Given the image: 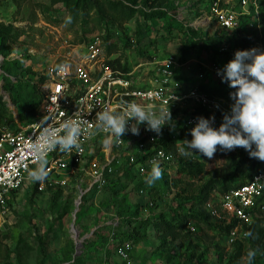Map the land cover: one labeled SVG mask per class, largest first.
Instances as JSON below:
<instances>
[{"label":"rangeland","instance_id":"rangeland-1","mask_svg":"<svg viewBox=\"0 0 264 264\" xmlns=\"http://www.w3.org/2000/svg\"><path fill=\"white\" fill-rule=\"evenodd\" d=\"M210 4L211 0H0V133L19 132L36 119L21 113V96L3 88L4 75L18 81L21 93L29 94L48 67L80 59L86 44L94 37L105 43L102 49L106 57L119 58L131 69L145 63L137 68L143 71L152 67L150 63L170 57L177 59L182 66L176 80L183 90L194 82L199 71H204L202 89L224 100L223 105L230 109L232 89L203 70L199 63L216 61L224 66L233 58L217 51L221 44H216V37L231 35L234 30L221 29L215 17L208 25L199 23L212 14ZM259 4L264 19V0H259ZM221 6H227V2L224 0ZM236 10L242 9L237 5ZM153 12L156 14L152 15ZM168 16H175L186 29L188 25L189 33L175 22L169 30ZM68 17L70 23L65 22ZM240 20L241 27L235 34L245 38L252 45L250 48L264 50V26L259 34L247 15H241ZM109 49H113L111 53ZM137 75L141 76L140 72ZM172 121L177 130L172 129L170 136L182 147L184 139L179 134L182 119L174 115ZM101 148L95 143L85 162L47 175L37 188L36 182L28 177L9 197L8 211L0 223V264H79L77 258L83 254L98 261L85 264H102L106 259L121 264L115 253L106 256L105 248L95 242L98 232L119 240L134 231L137 224L121 223L119 210L137 205L138 210L130 213V217L144 220L177 207L190 209V204H180L176 189L158 194L153 205L149 204L152 196L146 189L137 190L151 169L147 159L137 160V154L141 153L138 146L129 145L124 153V149H116L114 152L120 157L113 162L102 156ZM128 151L135 155L134 161L127 160ZM94 156L97 167L106 164L111 168L108 174L113 175L114 190L124 195L120 204H115L108 189H95L90 165ZM225 158L223 153H216L211 159L201 155L206 173L195 184L223 167ZM161 164L167 173L174 175L171 163ZM72 223L78 230L77 240ZM139 233L142 239L131 246L132 264H226L237 251L235 241L231 242L228 235L204 223L192 224L174 240L164 237L153 225L140 226ZM238 264H246L244 256Z\"/></svg>","mask_w":264,"mask_h":264},{"label":"built area","instance_id":"built-area-1","mask_svg":"<svg viewBox=\"0 0 264 264\" xmlns=\"http://www.w3.org/2000/svg\"><path fill=\"white\" fill-rule=\"evenodd\" d=\"M223 1L212 0L210 4L212 14L206 15L199 23L208 25L215 17L221 29L232 31L241 26V15H247V17L251 15L255 21H251L250 25L255 26L259 34H262L263 23L259 0H225L227 6L222 7ZM237 5L242 9L241 11L236 10ZM102 47L101 39L94 37L86 44L85 54L80 59L64 61L48 67L44 73L47 76V98L41 107L40 115L19 132L0 133V223L8 211L10 194L22 187L28 178V172L37 166L31 147L39 139L41 120L43 122L51 117L45 123L58 127L77 111L85 119L79 151L54 150L47 153V172L48 175H52L60 173L70 164L76 167L85 162L92 155L98 140L101 141V151L108 162L116 161L120 157L114 152L116 149H124V153L129 145H135L139 147L141 153L150 152L147 157L150 164L154 159L159 164L171 163L174 155L165 150L162 145L163 139L166 138L165 128L168 125H165L157 135L145 130V125L141 124L139 135H133L127 131L120 141H114L110 146H105L103 140L107 134L95 131V124L97 114L106 108L122 113L127 103H137L151 104L155 111L165 108L169 97L174 96L175 99L169 103L171 117L179 116L182 119L180 126L183 132L188 134L196 123L197 117H214L213 126L217 127L219 115L230 111L223 105L224 100L212 97L202 89L200 82L205 78L204 71H199L194 82L183 90V85L176 80V73L182 66L177 59L170 57L156 61L154 64L150 63L152 67H147L143 71L137 69L139 66H144L145 63H142L128 72H121L108 63L109 58L104 54ZM229 49L230 46L227 43H222L219 47L222 53ZM232 50L236 51L235 48ZM199 63L203 70L211 73L214 78L221 79L217 75V71L223 67L221 64L216 61H200ZM61 64L69 66L67 73L56 70ZM138 72L141 76L137 75ZM90 132L94 134L90 135ZM231 152L241 154L246 151L236 148ZM96 159L97 157L94 156L90 165L93 167L94 182L101 187L104 183V174H108L111 168L106 164L103 167H97ZM128 159L134 161L135 155L128 151ZM207 207L213 215L225 219L227 223L236 221L228 235L231 242L247 236V226L252 223L253 214L257 210L264 211V170L254 175L248 183L219 194L217 204L209 202ZM130 249L129 242H124L115 250L116 255L121 259V264H132ZM102 264L117 263L106 259Z\"/></svg>","mask_w":264,"mask_h":264},{"label":"trees","instance_id":"trees-1","mask_svg":"<svg viewBox=\"0 0 264 264\" xmlns=\"http://www.w3.org/2000/svg\"><path fill=\"white\" fill-rule=\"evenodd\" d=\"M155 14V12L152 13V15ZM248 18L250 19L249 21H255L251 15H249ZM167 21L169 23L167 26L169 30L175 22L176 24L180 23L181 30L189 33L188 29H190V27L187 25L188 28L186 29V25L179 21L175 16H172V18L168 16ZM261 22L264 26L263 18H261ZM237 30L232 31L231 35L221 34L220 36L216 37L218 39L216 44L220 45L222 43H227L230 46V49L224 53L217 50L219 53L225 55H234L235 51H233L232 48H235L236 50L250 49L252 45H250L245 38L238 37L235 34ZM188 33L186 35L187 39L190 37ZM210 45V47H212V44ZM102 46H105L104 42H102ZM112 50L109 49L108 53H111ZM107 61L114 69H117L121 72H128L131 70V68H129L126 63H122L119 58L108 59ZM3 80V88L5 90L15 92L16 95L21 96L19 99L22 105L21 113H23L25 116L32 115L33 117L37 118L40 115L41 107L47 98V76L44 73L39 75L37 81L34 82L32 92L29 94L21 93L20 84L18 81L14 82L11 77L4 75ZM232 91H234V89H232ZM14 100L15 97L13 98V101ZM14 102H17V100ZM223 115L224 114L219 115L220 119L217 127L222 122ZM172 129L177 130V127L173 128L168 125L165 128L166 138L163 139L162 145L165 150L173 153L174 155L171 161V168L174 171V175L167 173L166 169L160 166L162 169V175L159 181H156L151 186L143 181L138 184L137 190L144 192L146 189L148 194L152 196L151 199H149V204L153 205L157 200L158 194H169L171 189H176V196L180 199V204H190V209L183 210L177 207L172 209L171 212H161L154 217L144 220H136L134 217H130V213H134L138 210L137 205L128 206L126 211L119 210L117 213L120 216L121 223H136L137 227L127 237H122L119 240L107 235H101L98 232L96 234L95 242H99V244L105 248L106 256L109 257L111 252L116 254L115 250L124 242H129V244L133 246L134 243L141 240L142 236L139 233L140 226L146 227L153 225L161 231L164 237H169L171 240L180 237L182 233L192 224L195 225L198 223L208 224L209 226L219 230L220 233L229 235L230 229L235 225L236 221L233 220L232 222L227 223L225 219L213 215L211 210L207 207V204L209 202H214V204H217V196L219 194H222L231 188L248 183L254 177V175L264 170V162L255 158H250L247 152L236 154L232 153L231 151L221 152L218 150L216 153L226 154L225 165L220 169H215L212 175L202 181L200 184H195V181L206 173V164L200 160L201 155L199 156L198 154L193 157L188 155L177 156L181 146L176 144V142L171 138L170 132ZM179 130V134L182 139L191 140V135L184 133L181 126L179 127ZM96 143L101 144V141L98 140ZM149 153L137 154V160L147 159ZM103 154L104 153H102V156ZM127 160L129 161L128 158ZM106 178L108 180L106 181L105 179L101 188L108 189L113 195L115 204H120L124 201V195H121L120 191L114 190L115 182L112 174H106ZM38 184L39 182H36V188L38 187ZM94 187L96 189L99 186L97 183H94ZM14 192L15 191H13L10 196ZM54 199L56 201L57 197ZM234 244L237 246V251L231 254L226 264H238L243 256L246 259V264H248L246 253L249 250H255L257 253L256 257L252 261V264H264V211L257 210L253 214V221L249 226H247V236L241 237V240H235ZM110 245L113 246V248ZM77 259L79 264H85L86 261L98 263V261L96 262L92 256H87L85 254L81 255Z\"/></svg>","mask_w":264,"mask_h":264},{"label":"clouds","instance_id":"clouds-1","mask_svg":"<svg viewBox=\"0 0 264 264\" xmlns=\"http://www.w3.org/2000/svg\"><path fill=\"white\" fill-rule=\"evenodd\" d=\"M65 22L70 23L71 18H66ZM56 70L67 73L69 66L61 64ZM217 75L222 83H227L229 88L234 89L229 94L232 100L230 111L223 115L218 127L213 126L214 117H197L196 123L189 130L191 140H183V146L179 148L180 154H198L211 159L218 150L230 152L242 148L250 158L264 162V50H236L233 58L217 71ZM173 99L174 96L169 97L167 106L155 111L151 104L137 103H127L122 113L106 108L96 116L95 131L107 134L103 140L105 146L120 141L127 131L139 135L141 124L145 125V130L159 135L165 125L175 127L169 110V103ZM49 118L43 122L41 120L39 139L31 147L37 166L28 172V177L34 182H42L48 175V152H71L81 148L85 123L81 113L77 111L58 127L46 124ZM161 175L162 169L154 159L150 172L145 177L146 184L153 185ZM256 254L255 250L246 253L248 264H252Z\"/></svg>","mask_w":264,"mask_h":264},{"label":"water","instance_id":"water-1","mask_svg":"<svg viewBox=\"0 0 264 264\" xmlns=\"http://www.w3.org/2000/svg\"><path fill=\"white\" fill-rule=\"evenodd\" d=\"M72 228H73V231L75 233V239L77 240L78 239V230L74 227V223H72ZM81 245V242L78 243V246Z\"/></svg>","mask_w":264,"mask_h":264}]
</instances>
